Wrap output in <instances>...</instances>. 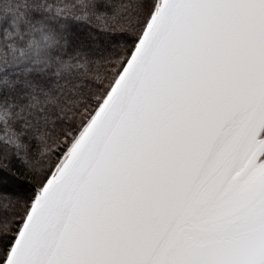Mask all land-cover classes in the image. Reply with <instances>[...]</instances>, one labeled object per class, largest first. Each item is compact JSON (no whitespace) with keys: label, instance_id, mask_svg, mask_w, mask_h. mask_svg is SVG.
I'll return each instance as SVG.
<instances>
[{"label":"snow or ice","instance_id":"obj_1","mask_svg":"<svg viewBox=\"0 0 264 264\" xmlns=\"http://www.w3.org/2000/svg\"><path fill=\"white\" fill-rule=\"evenodd\" d=\"M0 264H264V0H0Z\"/></svg>","mask_w":264,"mask_h":264}]
</instances>
